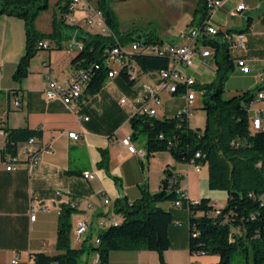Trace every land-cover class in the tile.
I'll list each match as a JSON object with an SVG mask.
<instances>
[{"label":"crops","instance_id":"0c3cea01","mask_svg":"<svg viewBox=\"0 0 264 264\" xmlns=\"http://www.w3.org/2000/svg\"><path fill=\"white\" fill-rule=\"evenodd\" d=\"M57 5L59 0H51L50 5ZM245 4L244 10L237 7ZM58 8V7H57ZM181 12L172 20L163 35H158L160 42L173 44L188 43L189 33L199 28L206 11L203 0H192L191 4L181 3ZM58 10V9H57ZM80 26H83L84 12L75 13ZM53 19V16H52ZM219 28V33L212 39L226 43L235 70L226 84L229 96L253 90L264 84V0H223L211 19ZM38 25V23H37ZM42 32L52 31V22L45 25ZM246 34L247 50L232 49L227 34ZM154 35V33H152ZM140 36V35H139ZM137 36V37H139ZM142 37V36H141ZM167 37V39H164ZM81 45L76 38L70 40ZM66 43V42H65ZM198 46H204L202 40ZM26 50V29L24 20L3 15L0 17V150L5 147L6 136L3 128H28L39 132L35 136L41 148L36 165L29 167L25 163L17 171H7L0 152V264H12L18 259L20 264H27L30 256L44 252L58 254L57 238L60 212L64 206L75 202L71 223V244L80 248L95 244L99 234L98 221L114 212L118 220L121 215L116 206L134 204L142 197V190L151 193L160 190L164 171L167 167L178 176L180 190L193 201L209 198L217 208H223L228 202V192L211 190L209 171L206 165L180 163L168 151L155 153L151 158L141 159L132 154L119 140L132 134L131 112L123 106V98L132 99L138 88L130 85L120 76L109 78L102 90L96 95L87 92L75 102L71 110L61 100H48L44 87L42 69L50 66L57 80L67 79L75 71L72 64L77 50L69 49L67 43L57 51L39 52L32 60L30 74L21 83H16L13 76L17 65ZM209 57L198 56L195 66L188 70L199 85L214 80L217 70L216 53L210 48ZM56 53L57 56H54ZM55 59L58 61L56 64ZM245 59L247 72L240 71L238 60ZM157 76L145 75L144 81L154 82ZM17 90V94L13 92ZM163 106L159 110L162 118H173L183 106L181 95L164 92ZM16 98L22 101L20 108L14 107ZM198 95L194 109L199 103ZM201 108L200 105H198ZM264 109V99L255 101L250 106V116ZM192 116V115H191ZM190 116V117H191ZM88 118V120L84 118ZM191 119L189 124L191 127ZM264 125V119H263ZM193 127V128H204ZM3 132V133H2ZM76 132L78 139L70 138ZM138 150H145V139L133 140ZM21 143L18 152L21 158ZM147 152V151H146ZM23 160V159H22ZM23 160V161H24ZM86 172L94 173L93 178H85ZM120 186V188L118 187ZM60 192V195H57ZM109 199L110 204L105 200ZM36 206V218L32 205ZM172 203L161 204L169 210ZM174 221L169 229L172 246L164 253L168 264H216L217 255L196 253L189 248L190 211L186 207L175 208ZM89 222L88 232L78 238L73 228L79 222ZM77 229V228H76ZM97 243V242H96ZM98 244V243H97ZM99 259L94 253L93 264ZM109 264H161L159 254L150 250L112 251Z\"/></svg>","mask_w":264,"mask_h":264},{"label":"trees","instance_id":"16d2710c","mask_svg":"<svg viewBox=\"0 0 264 264\" xmlns=\"http://www.w3.org/2000/svg\"><path fill=\"white\" fill-rule=\"evenodd\" d=\"M50 1L0 0V17L13 16L25 22L26 50L14 72L15 82L21 83L28 77L32 60L40 51L64 48L60 41L54 48L51 42L60 37L59 29L67 27L77 33L76 40L83 47L77 50L72 64L75 68L90 70L91 79L86 92L98 94L112 70L106 50L116 45L115 37L125 45L137 37L119 29L118 17L109 0H97L96 7L102 11L112 35L91 33L80 25L68 23L65 15L72 13L71 0H59L58 10L53 15L52 31L42 32L36 27V20L42 11L49 9ZM203 2L205 19L208 8L205 0ZM45 40L50 42L46 48L40 45ZM70 40L64 42L68 44ZM147 41L160 42L159 38L152 36ZM202 44L215 50L217 65L214 80L196 86L201 92V109L206 114L205 127L193 128L187 118L137 115L130 120V137L132 141L145 137L148 159L157 152L168 151L177 162L206 165L210 189L227 191V205L220 208L218 214V208L209 198L193 202L181 197L178 176L167 167L158 192L143 189L142 197L132 206L115 207L121 220L100 230L95 246H72L73 208L64 206L58 226L59 253L32 254L35 264H80L82 256L89 252L98 253L99 264H109L112 251L143 249L157 252L161 264H168L164 253L172 246L169 229L174 221V204L177 201L190 211L189 248L192 254L217 255L220 261L216 264H264V129L253 130L250 116V106L257 94L264 91V84L227 97L226 84L235 70L228 45L212 38H202ZM135 59L140 74L156 75L170 67V60L163 56L140 52ZM118 76L133 86L125 69ZM184 89L181 86L179 91ZM13 93L18 92L15 90ZM3 131L6 136L5 147L0 150L3 158L16 156L21 143L39 135V132L28 128L5 127ZM197 153L200 157L196 156ZM173 178L178 180L173 182ZM164 203H172L173 206L166 210L161 207Z\"/></svg>","mask_w":264,"mask_h":264},{"label":"built area","instance_id":"2783aa9c","mask_svg":"<svg viewBox=\"0 0 264 264\" xmlns=\"http://www.w3.org/2000/svg\"><path fill=\"white\" fill-rule=\"evenodd\" d=\"M72 13L65 15L68 23L73 25H80L75 12L81 10L84 12L83 26L91 33H102L105 35H112L102 11L97 7H94L90 0H71ZM208 15L203 20L202 25L199 28L192 30L189 33L188 43L184 44H173L165 42V44H156L154 41H147L142 37H137L135 40L128 44H122L118 38L115 37L116 45L106 50L107 62L111 66L112 70L109 72V78L118 76L120 71L125 69L130 81L133 86L138 88V92L133 96L132 99L123 98L121 104L123 106H128L130 108L132 119L137 115H145L148 117H159V110L163 106L162 94L167 92L171 95H181L184 99L183 106L177 111L175 117L177 118H187L193 114L194 107L201 92L196 89L197 83L196 78L189 75L188 70L194 68L195 59L198 56L209 57L211 55L210 47L198 46V43L202 38L209 39L213 38L219 33V28L211 23V19L216 11L222 7L223 0H205ZM247 7L245 4H240L237 7L238 11L244 10ZM227 40L230 43L232 49L246 51L247 50V37L244 32L227 34ZM44 48L50 45V42L45 40L40 43ZM69 49L81 50L83 47L81 45L69 42L67 44ZM143 53L145 55H153L166 57L170 60V67L160 71L155 76L156 80L152 82L144 81L143 76L146 74H140L139 67L136 63L135 55L137 53ZM237 66L240 71L247 72L248 67L245 59L238 60ZM42 75L45 80L44 92L46 98L50 101L61 100L64 102L68 108L73 110L75 108V102L78 101L86 92V87L91 79L90 70L86 68H76L73 74H71L67 79L57 80L54 76L53 69L45 65L42 69ZM148 75V74H147ZM151 75V74H149ZM262 78L264 73H262ZM185 87L184 91H179V88ZM264 99V91L257 94L256 99L253 101H259ZM22 106V101L16 98L14 102L15 108H20ZM88 120V118H84ZM264 119V109L258 110L251 116L252 128L255 131L258 129H264L263 125ZM3 133V132H2ZM70 138L78 139L76 132L69 134ZM119 142L128 148L132 154L140 156L141 159H145L147 152L145 150H138L136 146L132 143L131 137L128 136L124 139L119 140ZM41 148L37 145L35 137L30 138L22 147V153L25 156L21 158L19 154L16 156L7 155L4 157V164L7 171H17L21 168L22 164L25 163L29 167H33L37 164L39 160ZM200 157V153L196 154ZM24 161H23V160ZM85 178H93L94 173L86 172L84 174ZM178 179H172L176 182ZM181 197L186 198L185 193H179ZM60 195V192H57ZM193 201V200H192ZM193 202H199L193 201ZM106 204H110L109 199L105 200ZM133 204H129L132 206ZM71 208H76L77 204L73 202ZM175 208H182L180 201L175 202ZM36 206L32 205L33 214L31 219L36 218ZM220 213V208H218V214ZM117 217L114 212L98 221L99 230L104 228V224L117 221ZM89 222L87 220H82L77 225V237L80 238L88 232ZM99 237H96L95 242H97ZM99 263V259L96 261ZM12 264H20L17 258L12 260ZM27 264H35V259L31 255Z\"/></svg>","mask_w":264,"mask_h":264},{"label":"rangeland","instance_id":"374dc122","mask_svg":"<svg viewBox=\"0 0 264 264\" xmlns=\"http://www.w3.org/2000/svg\"><path fill=\"white\" fill-rule=\"evenodd\" d=\"M90 1L93 6L96 7L97 0ZM191 2L192 0H110V7L117 15L119 29L123 33H134L136 37L140 35L143 39H148L151 36H164V30L169 28V25L172 24V20H176L175 18L182 11L181 3H183V5H188L191 4ZM57 7L58 4L54 5L52 1L49 9L39 14L36 20V27L45 29L47 22L48 25H50L53 20L52 16L58 9ZM59 31L61 34L60 37L57 41L52 40L51 42L53 48L58 41L62 42L64 45V41L75 39L78 36L77 33L72 32L67 27L59 29ZM152 33H154V35H152ZM164 39H167V37ZM57 50L60 49H52V51ZM40 52H48V50H42ZM54 56H57L56 53H54ZM55 62L59 64L56 59ZM226 96L229 97L227 92ZM198 101V105H200L201 98ZM198 105L194 109L192 116L189 117L193 127H203L206 123V114ZM159 118L162 117L159 115ZM140 139L144 140L145 137L141 136ZM76 228L77 227L73 228V233L76 232ZM96 244H94V246ZM94 253L95 252H89L84 254L80 264H93Z\"/></svg>","mask_w":264,"mask_h":264},{"label":"bare ground","instance_id":"6f19581e","mask_svg":"<svg viewBox=\"0 0 264 264\" xmlns=\"http://www.w3.org/2000/svg\"><path fill=\"white\" fill-rule=\"evenodd\" d=\"M154 43H156V44H165V42H154ZM258 130H259V129H258ZM179 193H183V192L180 191ZM118 221H119V220H117V221H115V222H110V223L104 224V228H103V229H105L106 227H108V226L111 225V224H117ZM103 229H101V230H103ZM76 236H77V229H76ZM97 242H98V239H97Z\"/></svg>","mask_w":264,"mask_h":264},{"label":"water","instance_id":"95a60500","mask_svg":"<svg viewBox=\"0 0 264 264\" xmlns=\"http://www.w3.org/2000/svg\"><path fill=\"white\" fill-rule=\"evenodd\" d=\"M109 4H110V0H109ZM139 38H141V36H139ZM120 188V186H118Z\"/></svg>","mask_w":264,"mask_h":264}]
</instances>
